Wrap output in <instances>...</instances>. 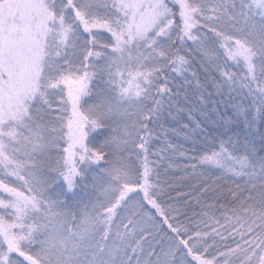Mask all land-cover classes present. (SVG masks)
<instances>
[{
    "label": "snow or ice",
    "instance_id": "obj_1",
    "mask_svg": "<svg viewBox=\"0 0 264 264\" xmlns=\"http://www.w3.org/2000/svg\"><path fill=\"white\" fill-rule=\"evenodd\" d=\"M0 264H264V0H0Z\"/></svg>",
    "mask_w": 264,
    "mask_h": 264
},
{
    "label": "trees",
    "instance_id": "obj_2",
    "mask_svg": "<svg viewBox=\"0 0 264 264\" xmlns=\"http://www.w3.org/2000/svg\"><path fill=\"white\" fill-rule=\"evenodd\" d=\"M257 139H258V135H257ZM184 147H185V148H188V147H191V145H189V144H184Z\"/></svg>",
    "mask_w": 264,
    "mask_h": 264
},
{
    "label": "rangeland",
    "instance_id": "obj_3",
    "mask_svg": "<svg viewBox=\"0 0 264 264\" xmlns=\"http://www.w3.org/2000/svg\"><path fill=\"white\" fill-rule=\"evenodd\" d=\"M194 154V153H193Z\"/></svg>",
    "mask_w": 264,
    "mask_h": 264
}]
</instances>
